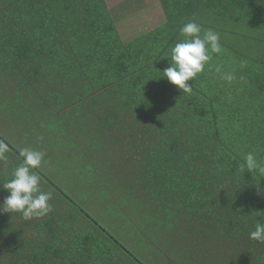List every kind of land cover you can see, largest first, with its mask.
<instances>
[{
    "label": "trees",
    "instance_id": "1",
    "mask_svg": "<svg viewBox=\"0 0 264 264\" xmlns=\"http://www.w3.org/2000/svg\"><path fill=\"white\" fill-rule=\"evenodd\" d=\"M105 3L0 0V110L37 120L10 127L20 145L0 131V185L41 143L53 195L45 217L0 214V264H264V174L240 171L264 166V0H160L165 22L129 41ZM189 20L223 51L183 94L160 72Z\"/></svg>",
    "mask_w": 264,
    "mask_h": 264
},
{
    "label": "clouds",
    "instance_id": "2",
    "mask_svg": "<svg viewBox=\"0 0 264 264\" xmlns=\"http://www.w3.org/2000/svg\"><path fill=\"white\" fill-rule=\"evenodd\" d=\"M183 40L171 48L170 66L163 70L160 79H166L183 94H190L193 87L187 83L204 72L206 66H211L213 54H220L223 49L220 35L212 29H202L195 20L184 23L180 29ZM220 73L221 68L216 67ZM221 78L231 83L235 76L232 73H222ZM4 149H0V159H4ZM45 153L25 148L21 152L22 160L11 173V179L0 185L8 193L0 203V214H19L25 221L47 216L53 209L50 201L52 192L42 191L41 180L35 169L44 161ZM240 171L253 172L259 170L264 174V166L258 163L253 152L244 156ZM253 241L264 243V223L257 222L254 230L249 233Z\"/></svg>",
    "mask_w": 264,
    "mask_h": 264
},
{
    "label": "rangeland",
    "instance_id": "3",
    "mask_svg": "<svg viewBox=\"0 0 264 264\" xmlns=\"http://www.w3.org/2000/svg\"><path fill=\"white\" fill-rule=\"evenodd\" d=\"M107 1H108L107 6L110 9L112 7H115L116 4L121 3L122 1H125V0H107ZM131 1H136V3L141 5V8L136 10L137 13H131V14L129 13L130 16L126 17L128 19H126V18L125 19L124 18L121 19V20H123V22H122V24L118 25V28L120 30V33H121L123 39H127V37L128 38L129 37L134 38L137 35H140L142 33L148 32V31L156 28L157 26H159L160 24L165 22L166 17H165L164 12H162L161 4L159 3V0H131ZM143 2H144V4H143ZM123 6H127V4H124ZM121 8L126 10L122 6H119L117 8V12H119V13H117L118 15L124 11V10L121 11ZM150 13L152 15V17H151L152 20H148L146 18V17H148L150 15ZM132 26L135 27V29H133ZM260 46H262V43H260ZM244 52L247 53L245 50H244ZM4 114H6V112L0 110V131H1V133L3 132L11 141H14L16 144L20 145L21 141H23V139H25V137H27V136L24 135V134L21 135L19 133L20 136H19V139H17V137H15V136H18V135H16V132H17L16 130L17 129L11 131V128L12 127H18V129H19V131L21 133L22 132H27L28 125L29 126H30V124L35 125L37 120L33 118L32 120H30V124L29 123H24L21 126H17L18 125L17 124L18 120L16 118L12 117L9 114H8V116H6ZM33 140H34V138H32L31 141L33 142ZM31 146L33 147L34 150L41 151V149H43L41 143H36V144L34 143ZM57 165H58L57 162H55L51 158V159H47L46 160V162L44 164V167H48V166L56 167V168H58V172L62 175L63 174V170H62L63 167H57ZM94 214L96 216H99L98 212L95 209H94ZM99 219L101 221L105 222L104 217L99 216ZM125 239H124V242L130 248L134 249V246L128 241L129 239H127V238H125ZM154 260H155V262H158L157 258L154 259ZM167 261H170V260H167ZM168 263L172 264L171 261L168 262Z\"/></svg>",
    "mask_w": 264,
    "mask_h": 264
},
{
    "label": "crops",
    "instance_id": "4",
    "mask_svg": "<svg viewBox=\"0 0 264 264\" xmlns=\"http://www.w3.org/2000/svg\"><path fill=\"white\" fill-rule=\"evenodd\" d=\"M126 1H131V0H125V1H122L121 3H118V4H116L115 5V7H112V8H110L109 9V7L107 6V4H108V1L107 0H105V5H106V7H107V9H109L110 10V12H111V14H112V16H113V18H120V20L117 22V29H118V32H119V35L121 36V38H122V40H124V41H129L130 39H133V38H131V37H127V39H123V37H122V35H121V33H120V30H119V28H118V25H120V24H122V22H123V20H121L122 18H126L127 16H130V14L131 13H137V9L135 8V6H137V7H139V8H141V5L140 4H138V3H136V1H135V5H134V7H133V10L131 11V12H127L126 10H124V9H122L121 8V11L122 10H124L122 13H120L119 15L117 14V13H119V12H117V8L119 7V6H121L122 4H125L126 3ZM159 3H160V0H159ZM143 4H144V2H143ZM161 4V3H160ZM124 8V7H123ZM130 13V14H129ZM152 15H151V13H150V15L148 16V17H146L148 20H152ZM126 19H128V18H126ZM133 27V26H132ZM133 29H135V27H133Z\"/></svg>",
    "mask_w": 264,
    "mask_h": 264
}]
</instances>
